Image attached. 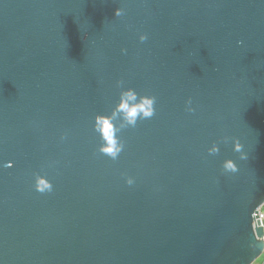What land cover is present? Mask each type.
Here are the masks:
<instances>
[{
	"label": "water",
	"instance_id": "obj_1",
	"mask_svg": "<svg viewBox=\"0 0 264 264\" xmlns=\"http://www.w3.org/2000/svg\"><path fill=\"white\" fill-rule=\"evenodd\" d=\"M122 88L155 113L113 160ZM262 201L264 0H0V264H254Z\"/></svg>",
	"mask_w": 264,
	"mask_h": 264
},
{
	"label": "clouds",
	"instance_id": "obj_2",
	"mask_svg": "<svg viewBox=\"0 0 264 264\" xmlns=\"http://www.w3.org/2000/svg\"><path fill=\"white\" fill-rule=\"evenodd\" d=\"M123 14V10L116 8L115 16L119 17ZM147 40L145 34L140 35V41L144 42ZM240 43V42H238ZM122 52H126V49H122ZM122 80L117 81V86L122 87ZM155 97L139 96L132 88L123 89L120 92L119 102L113 110L110 117L98 116L96 117L95 130L102 134L104 143L99 146L98 151L111 159L115 160L124 149V143L119 139L118 133L123 127H135L138 120L151 118L155 113ZM186 110L193 112L195 109L191 107V99L187 102ZM120 120V127H114V121ZM228 138L225 137L224 141L227 142ZM234 151L240 153V159H247V154L242 151V145L238 140L233 141ZM210 155L217 154L219 147L216 143H213L211 147L207 149ZM6 167H12L9 162ZM222 170L225 173H235L238 168L236 163L232 159H225L222 162ZM126 183L132 185L134 180L132 177H127ZM35 190L40 193L51 192L52 183L47 179L42 178L38 175L35 176ZM258 214V220L253 221V227L257 226V223L261 228H264V201L259 202L254 206L252 210V216L255 218Z\"/></svg>",
	"mask_w": 264,
	"mask_h": 264
},
{
	"label": "rangeland",
	"instance_id": "obj_3",
	"mask_svg": "<svg viewBox=\"0 0 264 264\" xmlns=\"http://www.w3.org/2000/svg\"><path fill=\"white\" fill-rule=\"evenodd\" d=\"M263 259H264V254H262V256L254 264H260Z\"/></svg>",
	"mask_w": 264,
	"mask_h": 264
},
{
	"label": "built area",
	"instance_id": "obj_4",
	"mask_svg": "<svg viewBox=\"0 0 264 264\" xmlns=\"http://www.w3.org/2000/svg\"><path fill=\"white\" fill-rule=\"evenodd\" d=\"M263 229H264V228H263ZM263 240H264V238H263ZM263 254H264V252H263ZM260 264H264V259L262 260V262H261Z\"/></svg>",
	"mask_w": 264,
	"mask_h": 264
}]
</instances>
